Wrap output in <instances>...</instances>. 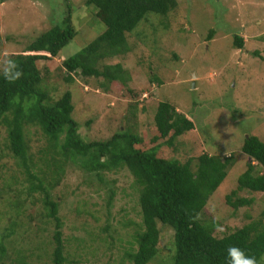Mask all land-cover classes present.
<instances>
[{"label": "rangeland", "instance_id": "rangeland-1", "mask_svg": "<svg viewBox=\"0 0 264 264\" xmlns=\"http://www.w3.org/2000/svg\"><path fill=\"white\" fill-rule=\"evenodd\" d=\"M174 1L165 14L146 13L125 32V52L96 60L98 68L119 63L127 78L124 84L104 81L100 76L71 75L72 80H64L61 59L92 41L104 28L95 8L85 5L84 0L1 1L0 59L5 52L23 51L35 35L53 25H63L62 19L69 12L73 38L56 56L37 62L41 76L38 88L45 91L46 101L52 103L65 90L70 92V115L84 142L105 140L122 130L140 138L134 147L144 150L158 143L157 156L179 162L202 152L230 156L225 177L201 210L202 221H218L213 234L220 236L262 218L264 210V192L259 191L253 192L256 200L234 210V216L224 203V195L235 186L248 159L240 152L242 140L253 134L264 142V0ZM235 34L242 39L240 48L234 45ZM159 101H166L193 121V128L177 136L172 146L162 139L151 140L157 134L153 115ZM31 103L32 99L26 107ZM6 133L7 125L1 122L0 244L4 252L0 264H19L16 260L20 264H52L54 220L45 215L41 192L27 191L24 168L6 148ZM22 133L26 155L31 154L35 162L31 171L45 170L48 142L39 126L23 124ZM64 161L59 178L55 183L50 181L49 189L58 204L56 215L66 259L62 264H131L123 252L135 248L130 239L140 217L130 172L125 166L104 170L100 184L94 172L80 166L79 157ZM254 166L260 170L258 164ZM49 171L51 166L47 180L53 177ZM12 176L18 183L7 190L8 184L15 182ZM109 195L110 204L105 209ZM76 203L78 211L89 214L75 215ZM131 221L134 224H126ZM156 226L158 252L147 264H170L172 231L159 221Z\"/></svg>", "mask_w": 264, "mask_h": 264}, {"label": "trees", "instance_id": "trees-1", "mask_svg": "<svg viewBox=\"0 0 264 264\" xmlns=\"http://www.w3.org/2000/svg\"><path fill=\"white\" fill-rule=\"evenodd\" d=\"M84 4L95 8V16L104 28L92 41L61 59V66L65 71L64 80H72L71 75L100 76L104 81L119 80L124 84L127 78L119 63L103 64L98 68L96 60L125 52V48H128L124 44L125 32L133 29L146 13L165 14L175 5V1L84 0ZM69 17L68 12L62 19L63 25H53L35 35L23 51L13 53L12 58L23 72L19 80L9 84L0 76V123L7 125L6 148L24 168L27 191L41 192L42 202L47 210L45 215L54 220L52 264H62L66 259L62 256L60 219L56 215L58 204L51 198L49 189L59 178L64 160H74L75 157L80 158V166L85 171L94 172L100 184L103 182L101 173L104 170L125 166L130 172L140 217L136 223L138 229L133 230L130 239L135 242V248H126L123 252L131 264H147L157 255V221L167 225L172 231L170 244L173 248L171 246L168 256L170 264H227L229 246L244 249L247 255L256 257L258 264H264V210L260 214L262 218L236 226L220 236L213 234L218 221L201 220V210L210 193L226 175L231 163L230 156L220 157L202 152L194 158L189 157L179 162L175 158L157 156L155 152L158 143L144 150L134 147L133 144L139 143L140 138L122 130L105 140L84 142L77 132L76 121L70 115L73 108L70 92L65 90L52 103L46 101L45 91L38 88L41 76L37 62L56 56L73 38L74 30ZM209 37L207 35L206 38ZM233 41L237 48L242 46L240 36L233 35ZM30 99L32 105L26 107L25 104ZM153 121L157 134L151 140L162 139L168 146L173 145L177 136L193 128V121L175 111L166 101L157 103ZM33 122L39 126L48 142L45 147L47 156L43 163L46 169L37 168L36 173L30 169L35 162L31 161V154L26 155L28 147L22 133V125ZM89 122L88 119L87 123ZM240 152L248 158L245 168L236 177L235 186L224 195V203L232 208L231 216H234L237 208L250 205L256 200L253 192H264V142L256 135L248 134L242 140ZM254 163L258 164L259 171ZM50 166L52 171L48 173L53 177L47 180L45 176ZM14 179L13 181L16 180ZM17 183L15 181L8 184L7 190ZM108 191L113 194L112 190ZM239 191L250 192L252 195L244 196L242 193L238 194ZM111 195L105 203V209L109 207ZM260 200H263L262 196ZM78 209L76 203L73 206L75 215L77 212L89 214ZM105 215L109 216L110 213L106 212ZM3 252L4 246L0 244V256ZM16 261L20 264V260Z\"/></svg>", "mask_w": 264, "mask_h": 264}, {"label": "clouds", "instance_id": "clouds-1", "mask_svg": "<svg viewBox=\"0 0 264 264\" xmlns=\"http://www.w3.org/2000/svg\"><path fill=\"white\" fill-rule=\"evenodd\" d=\"M12 57L13 53L5 52L3 58L0 59V76L9 84L15 83L23 76L17 61ZM227 264H258V261L256 257L247 255L244 249L238 246H229Z\"/></svg>", "mask_w": 264, "mask_h": 264}]
</instances>
